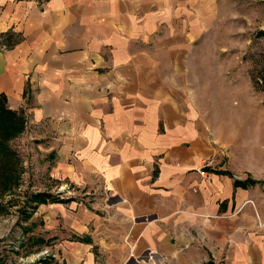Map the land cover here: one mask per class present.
Listing matches in <instances>:
<instances>
[{"label":"crops","instance_id":"crops-1","mask_svg":"<svg viewBox=\"0 0 264 264\" xmlns=\"http://www.w3.org/2000/svg\"><path fill=\"white\" fill-rule=\"evenodd\" d=\"M218 10L0 0V94L76 189L43 207L65 264H264V178L199 172L219 150L197 62Z\"/></svg>","mask_w":264,"mask_h":264},{"label":"rangeland","instance_id":"rangeland-1","mask_svg":"<svg viewBox=\"0 0 264 264\" xmlns=\"http://www.w3.org/2000/svg\"><path fill=\"white\" fill-rule=\"evenodd\" d=\"M218 13L197 55L204 85L199 98L219 148L202 166L226 161L238 175L264 178V140L257 136L260 129L264 138V37L257 34L264 29V0H219ZM4 103L23 118V128L8 138L0 131L6 145L0 153V258L9 264H41V258L65 264L59 242L50 244L53 233L43 217L49 202L37 203L32 194L64 198L76 189L53 174V161L37 148L24 113L12 109L7 99ZM31 224L32 231H25Z\"/></svg>","mask_w":264,"mask_h":264},{"label":"trees","instance_id":"trees-1","mask_svg":"<svg viewBox=\"0 0 264 264\" xmlns=\"http://www.w3.org/2000/svg\"><path fill=\"white\" fill-rule=\"evenodd\" d=\"M260 37H264V29H261L257 33ZM6 100L5 96H2L0 94V103L3 105H0V131H1V137L2 138H8L11 137L17 133H19L22 130L23 125V118L16 114V112L8 109L5 107L4 101ZM0 140V153L6 152V145L4 144V141ZM3 141V142H2ZM251 182H255L254 180H250ZM32 198L34 201L41 202H54L58 200H65V198H59L56 195H52L48 192H40V193H33ZM68 199V198H67ZM70 200V199H69ZM32 224L29 227H25V231H32ZM43 240V239H41ZM33 252V251H31ZM30 252V253H31ZM39 263L41 264H47L46 260L41 258L39 260ZM0 264H9L6 260H3L0 258ZM207 264H214L213 260H209Z\"/></svg>","mask_w":264,"mask_h":264},{"label":"built area","instance_id":"built-area-1","mask_svg":"<svg viewBox=\"0 0 264 264\" xmlns=\"http://www.w3.org/2000/svg\"><path fill=\"white\" fill-rule=\"evenodd\" d=\"M199 172L202 176H207L208 174V171H207V167L206 166H202L200 169H199Z\"/></svg>","mask_w":264,"mask_h":264}]
</instances>
